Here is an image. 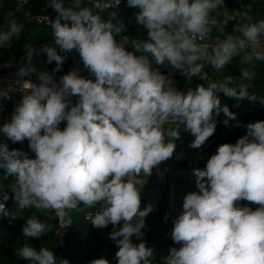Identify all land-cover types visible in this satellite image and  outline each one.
<instances>
[{
  "label": "clouds",
  "instance_id": "9594fccd",
  "mask_svg": "<svg viewBox=\"0 0 264 264\" xmlns=\"http://www.w3.org/2000/svg\"><path fill=\"white\" fill-rule=\"evenodd\" d=\"M89 2L94 7L84 0H69L68 6L64 0H47L57 13L54 20L47 18L55 46L44 45L41 51L47 63L55 62L53 73L37 72L36 49L29 45L25 51L26 62L16 75L36 74L39 83L17 79L24 94L11 120L0 125V133L13 143L27 140L35 156L0 144V169L5 170L4 180L12 178L10 183L0 181V217L15 220L27 211L52 212L63 219L81 204L87 209L99 205L87 219L98 229L113 226L109 238L118 248L117 264H154V249L144 240H131L142 235L145 218L153 211L151 204L141 207L146 183L142 175L150 177L173 156L180 124L194 136L190 146L200 148L214 134L221 113L226 126L236 120L218 93L254 104H264V96L249 91L247 82L256 76L251 62L239 83L225 76L186 92L153 65L170 66L188 81H204L206 64L222 72L249 49L255 61L264 62V18L254 15L255 0H238L241 9L234 11L225 0H126L127 7L139 10L135 21L147 30V39L123 35L117 41L125 24L115 12L107 19L101 16L111 5ZM120 3L116 0L115 6ZM232 12L240 21L232 28L238 35L213 37L214 30L225 32ZM23 30L17 22L10 32L0 31V48L9 47ZM130 43L132 51L127 50ZM72 52L79 54L94 80L73 68L57 82L54 73ZM9 91L11 87L0 90V97L8 98ZM245 127L246 135L234 144L219 145L203 169L193 170L197 191L185 195L170 233L180 246L169 249L163 264H264V120ZM9 199L14 210L7 207ZM241 201L258 207H240ZM25 221V238L38 239L53 231L38 215ZM16 256L29 264H69L47 247L24 245ZM90 264L109 261L101 257Z\"/></svg>",
  "mask_w": 264,
  "mask_h": 264
},
{
  "label": "trees",
  "instance_id": "16d2710c",
  "mask_svg": "<svg viewBox=\"0 0 264 264\" xmlns=\"http://www.w3.org/2000/svg\"><path fill=\"white\" fill-rule=\"evenodd\" d=\"M252 0H244L247 4ZM85 5L94 7L89 0H84ZM95 3V2H93ZM103 3L104 6L111 5V7L103 10L100 14L103 18H109L112 12H115L117 18L125 24V30L116 36L117 41L121 39V36L127 35L131 39L146 40L147 30L142 26L137 25L135 21V14L139 11L136 8L127 7L126 0H121L118 6H115L116 0H104L98 2ZM27 4L24 0H0V31L10 32L12 28V20L15 16L21 15L25 12V6ZM69 5V0L65 2V6ZM225 5L230 11L240 10L241 4L238 0H225ZM103 6V7H104ZM98 11V10H97ZM254 15L257 19L264 18V0H255L253 3ZM50 14L47 17L56 16L57 13L54 10L48 11ZM235 12H232L227 19L229 24L224 33L213 31V37H221L224 35L232 34V28L234 23L240 22L239 18L235 17ZM39 17H46L40 15ZM221 20L224 17L221 15ZM24 30L21 33L19 39L13 37L10 46L0 48V75L2 74V67L9 62L25 61V51L27 47L31 45L36 49V53L33 55V66L40 71H48L53 73L55 69V62L47 63L46 53L41 51L42 46H55L54 36L52 30L46 21L38 22L35 19L32 22L23 24ZM211 43V41H209ZM127 50L132 51L131 43L127 46ZM209 48V52H211ZM139 55V53H137ZM26 62V61H25ZM203 63V61H201ZM249 62L255 66L256 76L253 80L247 82L249 84V91L255 92L258 97L264 96V62L255 61L253 51L249 49L246 52H241L238 56L234 57L223 69L222 72H215L211 65L206 64L205 70L208 72L207 80H200L197 77H193L191 81L182 76L178 70L168 66L153 65L158 68L159 71L165 75H168L174 82V86L181 91H187L189 87L195 88L199 84H205L209 82L222 81L225 76H233L234 81L239 83L238 77H240L242 70L249 67ZM73 68L79 69V74L85 78L95 79L90 73L83 67L80 62L79 54L76 52L69 53L65 62L62 65V69L54 74L62 76ZM222 104H227L232 112L236 114V120L229 121L226 126L224 120L226 117L221 113L216 118V129L214 134L207 140V142L200 148H192L190 145L194 140V136L190 131L186 130L183 124L179 125L180 136L179 139H175L176 149L173 156L168 159L167 166L170 168L171 175L169 177L170 184L174 186L173 196L177 200L180 208L183 211V200L186 194L189 192L197 191L195 176L193 170L200 168L203 169L205 165H202L198 158H202L205 163L207 160L216 153L219 145L224 143H235L240 137L246 135L247 129L245 125L258 120H264V104L252 103L247 99L236 100L225 96L223 93L217 94ZM14 100L16 103H14ZM21 99L9 98L7 101H0V125L11 120L14 108L19 104ZM237 121L240 126L236 127ZM66 126V122L60 124V128L63 129ZM176 127V125H171ZM168 126L166 125V128ZM166 137V141H167ZM0 144H6L9 150L18 149L28 154L30 158H34L35 154L30 150L27 140L20 143H13L6 135L0 133ZM184 153L189 161L186 163L180 162L177 157L179 154ZM5 170L0 169V181L4 183H10L12 178L8 177L4 180ZM142 178L146 181L141 190V207H144L145 198L150 190L149 177ZM10 191V190H9ZM248 202H239L240 207H244ZM7 207L14 210V202L12 199L7 201ZM99 209V205L93 209L83 208V205H79V208L72 210L65 217L67 221V228L59 235L60 226L58 223V217L52 212L44 213H31L23 212L20 217L15 220H10L8 217H0V264H29V261L20 259L16 256V250L24 245L31 246L36 250L41 247H47L55 252L58 257H62L69 261V264H90L93 259H99L101 257L107 259L109 264H117L115 253L118 250L116 242L109 238V234L113 231V226L109 225L106 228H95L91 221L87 219L89 212L93 215ZM38 215L39 219L49 223L53 226V231L46 236L40 238H25L22 234V227L25 224V219L29 215ZM135 224V220L133 221ZM142 235L140 237L132 236L133 243H139L141 240L146 241L147 246L154 249L155 257L154 264H163L165 257L169 255V249L171 248L170 242L167 238V233L164 230V223L160 213L151 212L145 218V227L141 230Z\"/></svg>",
  "mask_w": 264,
  "mask_h": 264
},
{
  "label": "built area",
  "instance_id": "2783aa9c",
  "mask_svg": "<svg viewBox=\"0 0 264 264\" xmlns=\"http://www.w3.org/2000/svg\"><path fill=\"white\" fill-rule=\"evenodd\" d=\"M22 1V0H19ZM103 7L104 4L100 3ZM56 16L53 17H36L38 22L48 20H54ZM25 63V61L20 60L16 62H9L3 65L2 74L0 75V90H7L11 87V91L8 93V98L0 97V101H7L10 97L16 99H22L24 92L21 90L22 85H17V79L27 81L30 80L32 82L39 83L36 74H31L27 77H17L16 73L21 64ZM8 65V66H5ZM35 67V66H34ZM36 68V67H35ZM37 72H44L37 69ZM48 72V71H47ZM50 73V72H49ZM57 82L61 76L54 74ZM26 86V85H25ZM76 97L72 98L73 103L76 102ZM177 159L186 163L189 161V158L182 152L179 154ZM199 162L202 165H205V161L202 158H198ZM170 168L167 166V162H162L157 168L153 169L152 175L149 177L150 180V190L145 198L144 206L153 205V213H160L163 223L164 230L167 233V238L171 243V247H179L180 245H176L170 238V233L173 228V221L182 213V209L180 208L177 200L173 196L174 186L170 184ZM245 206L252 208L255 210L257 205L247 203ZM58 223L60 226L59 235H61L65 229L67 228V221L65 217L63 219L58 218Z\"/></svg>",
  "mask_w": 264,
  "mask_h": 264
},
{
  "label": "rangeland",
  "instance_id": "374dc122",
  "mask_svg": "<svg viewBox=\"0 0 264 264\" xmlns=\"http://www.w3.org/2000/svg\"><path fill=\"white\" fill-rule=\"evenodd\" d=\"M25 1V0H24ZM68 0H64V2H67ZM102 0H93V2L98 3ZM105 2H108V0H104ZM27 5L25 6V12L21 15H17L12 20V25L14 23H21L25 24L27 22H32L35 17H39L40 15L49 16L50 14L48 11L53 10L52 8L47 6V0H26L25 2ZM14 103L16 101L14 100Z\"/></svg>",
  "mask_w": 264,
  "mask_h": 264
},
{
  "label": "water",
  "instance_id": "95a60500",
  "mask_svg": "<svg viewBox=\"0 0 264 264\" xmlns=\"http://www.w3.org/2000/svg\"><path fill=\"white\" fill-rule=\"evenodd\" d=\"M170 175H171V173H170Z\"/></svg>",
  "mask_w": 264,
  "mask_h": 264
}]
</instances>
